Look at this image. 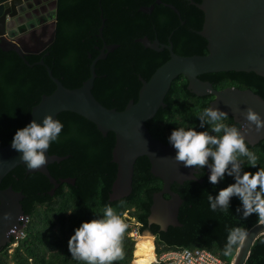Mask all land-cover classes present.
<instances>
[{
  "label": "trees",
  "instance_id": "trees-1",
  "mask_svg": "<svg viewBox=\"0 0 264 264\" xmlns=\"http://www.w3.org/2000/svg\"><path fill=\"white\" fill-rule=\"evenodd\" d=\"M5 1L0 0V3ZM156 1L58 0V41L41 54L28 55L26 58L33 66L25 63L15 51L0 48V147L10 143L16 131L26 126L33 107L42 96L56 89L47 66L69 88L80 87L90 77L92 59L88 51L94 58L100 53L95 44H103L99 36L103 25L107 42L121 46L109 59L100 60L95 66L98 76L93 93L108 108L123 110L131 99L137 101L142 86L140 75L149 80L157 68L170 59L169 51L148 49L136 42L137 38L144 35L154 38L158 30L160 40L168 42L169 35L175 32L173 41L177 54H207L208 41L199 34L204 13L193 3L201 0H162V4ZM165 3L173 4L180 14ZM153 4L155 10L151 14L140 10L142 6ZM42 58L45 64H36ZM200 78L211 81L216 89L231 86L252 89L264 98V77L255 72H213ZM187 87L188 79L179 76L166 96L167 106L161 107L147 122L151 133L165 143H169L168 137L179 126L203 130L199 128L197 116L210 106L214 95L198 96ZM58 119L64 127L58 141L52 143L48 151L69 157L50 164L49 170L56 179L72 177L76 183H62L52 196L50 191L54 186L49 178L40 172L28 173L23 165L10 171L1 183V188L12 186L24 193L22 203L25 214L30 217L26 236L13 253L14 264H78L71 258L68 241L83 222L98 218L106 207L120 214L128 225L122 239L124 259L115 264H134V252L136 257L138 249L130 236L133 223L139 224L140 232L150 230L156 235L154 247L158 255L170 249L203 248L230 262L241 244L234 247L230 256L223 255L229 229L241 227L247 233L262 221L255 213L244 218L242 212H237L242 204L235 196L229 209L212 211L208 196H215L235 181L234 177L226 175L212 185L208 181L207 166H204L197 174L203 182L190 180L172 185L184 199L179 213L183 226H170L162 231L158 225L149 224L154 193L163 187V181L151 172L149 158L139 157L135 164L132 194L111 202L109 197L118 171L112 155L115 133L105 136L93 122L70 111L60 113ZM226 122L240 126L230 116ZM248 147L257 154L258 166L264 167V140L254 146L248 144ZM256 170L244 167V171L254 173ZM150 235V232L141 234L143 237ZM14 241L12 238L0 251V264H10L8 249ZM139 245L142 253L148 250L150 255L138 260L150 259L154 254L150 250L152 242ZM245 264H264V234L254 242Z\"/></svg>",
  "mask_w": 264,
  "mask_h": 264
},
{
  "label": "water",
  "instance_id": "water-1",
  "mask_svg": "<svg viewBox=\"0 0 264 264\" xmlns=\"http://www.w3.org/2000/svg\"><path fill=\"white\" fill-rule=\"evenodd\" d=\"M26 1L7 0L0 3V48L4 51H15L25 63L33 66L26 57L30 54H41L53 42L56 31L35 50L24 47L22 41L8 38L7 36L14 38L11 22L19 20L20 13L26 10ZM156 3H162V0H157ZM193 3L204 13L199 34L208 41L207 54L184 56L177 54L173 46H167L170 59L157 68L149 80L140 78L142 86L138 100L131 99L123 110L106 107L93 93L98 76L96 62L106 57L103 54L106 49L113 51L117 46L106 45L101 49V54L91 64L90 77L80 87L65 86L47 66L56 89L51 94L42 96L41 101L33 107L27 122L28 124L34 119L41 121L47 114L58 119L60 113L70 111L93 122L105 136L114 132L116 143L112 155L118 171L109 197L111 202L132 194L135 164L139 157L147 156L151 163V172L163 181L162 189L153 196L149 224L158 225L162 231H167L170 226H183L179 213L184 199L172 189V185L184 184L190 180L203 182V179L197 177L199 168L185 167L182 162H177L174 159L176 150L173 146L155 137L147 125L161 107L167 106L166 96L179 76L184 75L188 79L187 88L192 93L198 96L214 95L210 106L219 107L242 125L248 144L254 146L264 140V130L257 132L254 126L249 128L242 114L251 107L264 118V98L261 95L252 89L234 86L216 89L211 81L200 78L206 73L228 71L255 72L264 77V0H201ZM166 6L180 14L173 4L166 3ZM154 7L155 5L142 6L140 10L149 14ZM100 31H103V26ZM138 41L147 48L163 50L158 40L152 42L144 37ZM36 64L44 65V59ZM68 157L50 154L47 150L46 163L37 169L27 168V172H40L47 176L54 186L50 191L53 196L62 183H76V179L72 177L56 179L49 170L50 164ZM19 165L26 166L20 159V153L11 147V142L0 147V251L11 243L16 235L13 230L22 227L21 218L26 215L22 203L24 193L12 186L1 188L4 177ZM206 168L209 176L210 170ZM149 232L156 239V235L150 230ZM246 234L233 264H245L254 242L264 234V220L255 224Z\"/></svg>",
  "mask_w": 264,
  "mask_h": 264
},
{
  "label": "clouds",
  "instance_id": "clouds-1",
  "mask_svg": "<svg viewBox=\"0 0 264 264\" xmlns=\"http://www.w3.org/2000/svg\"><path fill=\"white\" fill-rule=\"evenodd\" d=\"M242 114L249 128L254 126L257 132L264 130V118L253 108L249 107ZM197 117L202 131H197L195 126H179L168 137L176 150L174 159L185 167L207 166L210 170L208 181L212 185L226 175L234 177V183L215 196H208L212 211L229 209L235 196L242 204L237 212H242L244 218L255 213L264 220V167L258 166L257 154L249 149L243 126L227 123L228 114L214 106L205 107ZM63 127L59 119L47 114L41 121L34 119L18 129L11 147L20 153L27 168H40L46 163V152L58 141ZM245 165L257 170L254 173L244 171ZM127 228L122 216L106 207L98 218L83 222L75 230L68 241L71 258L78 264H115L123 260L122 239ZM246 235L241 227L229 229L223 255L230 256Z\"/></svg>",
  "mask_w": 264,
  "mask_h": 264
},
{
  "label": "flooded vegetation",
  "instance_id": "flooded-vegetation-1",
  "mask_svg": "<svg viewBox=\"0 0 264 264\" xmlns=\"http://www.w3.org/2000/svg\"><path fill=\"white\" fill-rule=\"evenodd\" d=\"M162 3H160V4H162ZM165 6H166V3H165ZM24 7H26V10L23 13H20V15L18 17L19 20H17V22L16 21L11 22V31L14 34V38L9 37V36H7V37L10 39H17L19 41H22L25 45L24 47H26L30 50H35L41 46L42 42L48 41L50 36L52 35V33H54L56 31L53 42L51 44H49L44 49V51L50 45L56 44L58 41V27H57L58 0H27ZM154 10H155V7L152 10V12ZM151 13H149V14H151ZM103 29H104V25H103ZM19 31H22V33H19ZM174 35H175V32H172L168 37V42H164V41L160 40V38H159L160 33L157 30L156 31V37L151 38L148 35H144L142 37L137 38L136 42L142 44L140 41H138V39H142L144 37H148L152 42H155V40H158L160 42L159 43L160 47L163 48V50L159 51V52H165V51H169L167 46H173V49H174V41H173ZM99 36H100V38L103 39V44L102 45L95 44V47L97 49H100V53L94 58L92 52L88 51L89 58L92 59V62L94 59H96L101 54V49H103L104 46H106V45L114 46L115 45L117 47L113 51H109L108 49H106L105 53H103V54H106V57L103 59H99L96 62V64L100 60L109 59L111 54L115 53L118 50V48L121 47L120 44L108 43L106 38L104 37L103 31H100ZM97 41H100V39L97 38ZM148 49L154 50L152 48H148ZM90 68H91V66H90ZM141 77L142 76L140 75V78ZM166 197L169 198V195H166Z\"/></svg>",
  "mask_w": 264,
  "mask_h": 264
},
{
  "label": "built area",
  "instance_id": "built-area-1",
  "mask_svg": "<svg viewBox=\"0 0 264 264\" xmlns=\"http://www.w3.org/2000/svg\"><path fill=\"white\" fill-rule=\"evenodd\" d=\"M21 222L22 227L13 230V232L16 234L13 237L15 238V241L10 246H17L20 240L26 236L30 217L25 215L21 218ZM141 234L142 232L139 230V224H136L135 227H133V230L130 232V236H132L137 243V239ZM156 258L157 259L153 262L156 264H233V261L229 262L211 250L203 248L185 247L170 249L161 255L156 253Z\"/></svg>",
  "mask_w": 264,
  "mask_h": 264
},
{
  "label": "bare ground",
  "instance_id": "bare-ground-1",
  "mask_svg": "<svg viewBox=\"0 0 264 264\" xmlns=\"http://www.w3.org/2000/svg\"><path fill=\"white\" fill-rule=\"evenodd\" d=\"M141 236V235H140ZM150 236H152L154 239H155V237L153 236V235H150ZM152 241V244H153V247L150 249L154 254L153 255H151V258H153L154 260L152 261V262H154L157 258H156V253H155V251H154V242H153V239H148V240H146L145 238H143V237H139L138 239H137V243H136V248L138 249V252H137V255H136V257H135V261H137L138 260V258H142V257H147L148 255H150V253H149V251L148 250H145L143 253H142V249H141V246L139 245L140 244V242H146V241ZM138 264H151V262H148V263H138Z\"/></svg>",
  "mask_w": 264,
  "mask_h": 264
},
{
  "label": "rangeland",
  "instance_id": "rangeland-1",
  "mask_svg": "<svg viewBox=\"0 0 264 264\" xmlns=\"http://www.w3.org/2000/svg\"><path fill=\"white\" fill-rule=\"evenodd\" d=\"M132 226L135 227L134 223H133ZM145 232H149V230H145V231H143L142 234L145 233ZM149 241H150V240H149ZM151 242H152V241H151ZM153 242H154V245L156 246V244H155L156 240H155V239L153 240ZM18 245H19V244H18ZM18 245H17V246H18ZM17 246H10L9 249H8L7 260H8V262H9L10 264H14V261H13V253L15 252V249L17 248ZM135 262H136V263H140V262H137V261H135ZM152 263H153V262H151V264H152Z\"/></svg>",
  "mask_w": 264,
  "mask_h": 264
},
{
  "label": "crops",
  "instance_id": "crops-1",
  "mask_svg": "<svg viewBox=\"0 0 264 264\" xmlns=\"http://www.w3.org/2000/svg\"><path fill=\"white\" fill-rule=\"evenodd\" d=\"M139 237H143V236H139ZM138 237V238H139ZM143 238H151V239H153L154 240V238L152 237V236H149V237H143ZM156 240V239H155ZM154 251H155V253H156V248L154 247ZM154 258V257H153ZM153 258H150V259H147V260H137V262H140V263H148V262H152L154 259ZM133 263L134 264H138V263H136L135 262V257H134V260H133ZM152 264H156V263H152Z\"/></svg>",
  "mask_w": 264,
  "mask_h": 264
}]
</instances>
